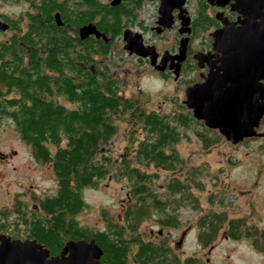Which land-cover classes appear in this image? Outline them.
<instances>
[{"label":"trees","instance_id":"trees-1","mask_svg":"<svg viewBox=\"0 0 264 264\" xmlns=\"http://www.w3.org/2000/svg\"><path fill=\"white\" fill-rule=\"evenodd\" d=\"M110 1L39 0L36 12L27 13L25 31L0 43V122L8 119L14 124L32 156L50 163L56 180L53 194L34 196V209L18 198L11 208L0 209V233L35 238L52 255L59 253L67 240L93 239L102 250L101 264H128L130 256L136 264H197L195 258L180 260L165 239L144 240L139 228L154 212L162 213L157 218L161 225L175 227L179 222L175 208H197L190 192V183L199 186L194 169L185 180L171 178L166 186L168 196L162 200L152 187L155 170L173 171L184 163L174 147L186 136L183 129L191 128L203 149L222 136L194 119L181 102L174 100V107L162 113L146 110L137 99L118 94L117 80L97 68L96 57H107L115 38L138 21V11L146 0H120L114 6ZM55 13L61 25L55 23ZM193 13L190 39L200 37L203 50L211 41L209 37L204 41L205 33L219 22L206 0H194ZM233 15L230 12V17ZM90 22L106 40L92 35L79 38L78 28ZM137 24L142 27L140 20ZM187 53L179 76L189 85L194 80L184 75L197 65L190 45ZM169 74V70L160 73L162 77ZM59 97L74 106L60 103ZM113 117L131 124V145L126 146L113 172L128 182L131 203L121 222L105 217L104 229L97 230L79 225L75 215L85 208L81 190L98 186L112 171L113 162L104 149L117 132ZM224 225L229 237H247L258 250H264V228L247 225L241 218H227L221 212L198 218L199 244L210 245Z\"/></svg>","mask_w":264,"mask_h":264},{"label":"rangeland","instance_id":"rangeland-1","mask_svg":"<svg viewBox=\"0 0 264 264\" xmlns=\"http://www.w3.org/2000/svg\"><path fill=\"white\" fill-rule=\"evenodd\" d=\"M185 8L191 18L194 0H187ZM27 9L23 1L0 0V12L10 16L15 17ZM157 10V0H146L138 11V21L142 22V27L137 21L125 28L139 32L143 45L153 46L160 58L166 52H177L181 36L177 32L179 20L160 32L153 31ZM210 12L214 14V11ZM214 28L205 33L204 41L208 37L211 39ZM8 35L9 32L0 35V41ZM200 41V37L190 39L193 53L202 51ZM124 44L121 33L115 38L107 57H96L97 68L117 80L118 94L137 99L146 110L162 113L174 107V100L183 104L184 89L188 85L182 82L180 76L174 77L172 70H169L170 74L162 77L161 72L150 65L148 57L129 53L124 49ZM205 73L206 67H197L184 77L198 82ZM57 100L67 107L74 106V103L62 97ZM112 121L117 132L104 149L113 162L112 171L100 179L98 186L81 190L85 208L75 215L79 225L97 230L104 229L105 217L121 222L123 211L131 203L128 182L113 175L126 146L131 145V124L121 117H113ZM183 131L186 136L174 147L184 163L173 171L155 170L157 178L153 180L152 187L162 200L168 196L166 186L171 178L185 180L191 169H194V179L199 186L190 183V192L197 208L190 205L175 208L173 212L179 220L175 227L161 225L157 218L162 213L154 212L151 218L141 223L140 236L152 241L165 239L180 260L195 258L197 264H264V250H258L247 237H229L225 233L226 225L222 226L210 245L203 247L197 241V220L206 214L221 212L227 218H241L247 225L264 228V123L257 128V132L263 135L245 138L234 144L221 137L207 149L201 147V142L191 128ZM55 190L56 180L50 163L37 161L32 156L30 146L19 138L14 124L3 119L0 122V209L11 208L15 198L34 209V196L50 195ZM128 264H136L131 256Z\"/></svg>","mask_w":264,"mask_h":264},{"label":"water","instance_id":"water-1","mask_svg":"<svg viewBox=\"0 0 264 264\" xmlns=\"http://www.w3.org/2000/svg\"><path fill=\"white\" fill-rule=\"evenodd\" d=\"M219 7L229 5L237 18L229 21L220 12L215 14L221 26L211 32V51L196 52L193 57L199 68H207L203 80L184 89L183 104L194 119L205 127L216 129L230 143H237L263 133L257 132L264 115V0H208ZM120 0H111V5ZM185 0H159L155 31L169 28L174 22L172 10L179 9L177 52L161 55L153 46H144L139 32L122 31L124 49L136 56L148 57L159 72L165 67L178 77L186 58L190 34V18L183 8ZM61 25L58 13L53 15ZM0 20V30L7 28ZM106 40L103 32L90 22L78 28V36ZM158 60V61H157ZM102 250L93 239L67 240L59 253L52 255L35 238H11L0 233V264H101Z\"/></svg>","mask_w":264,"mask_h":264},{"label":"flooded vegetation","instance_id":"flooded-vegetation-1","mask_svg":"<svg viewBox=\"0 0 264 264\" xmlns=\"http://www.w3.org/2000/svg\"><path fill=\"white\" fill-rule=\"evenodd\" d=\"M12 1H23L27 6H28V9L23 11L22 13H19L18 15H16L15 17L13 16H10L8 14H5V13H2L0 12V20L4 21L5 23H7V28L5 30H0V35H3V34H6L7 32H9V35L4 38V40H1V42L3 41H6L7 38L12 35L13 33H18L17 31H25V25L23 26L24 22L26 21V18H27V13L29 14H32V13H35L36 12V4L39 3L38 1L39 0H12ZM159 1V0H157ZM186 1L185 0V3L183 5V8L186 10L185 6H186ZM207 1V4H208V9H210L211 11H214V14L213 16L215 17V14L220 12L222 16L226 17L229 21H234L236 20L237 18V13L232 11L229 7V5H225L224 7H219L217 5H215L213 2H209L208 0ZM179 9L177 8H173L172 10V15H173V19H174V22L176 20H179L178 19V14H179ZM230 12H233L234 15L233 17H230ZM186 14V16L188 15L187 14V10H186V13L184 12V15ZM190 18V17H189ZM191 19V18H190ZM216 19V17H215ZM17 20H19V22H17ZM218 22H219V26H221V22L216 19ZM190 24V22H189ZM217 28V27H215ZM214 28V29H215ZM153 31H155V28H153ZM156 32V31H155ZM178 32V31H177ZM191 32V31H190ZM181 36V35H180ZM211 37V36H210ZM188 45H190V34H189V41H188V44H187V50H186V58L185 60L187 59L188 57ZM208 51H211V41H210V47L208 48H204L202 51H195L194 53H192L191 57L194 59L193 55L196 53V52H208ZM164 55H168V53L166 52ZM185 60L182 61L181 63V66L183 65V63L185 62ZM195 63H196V60L194 59ZM205 67V66H204ZM168 70L167 67H165L164 71ZM207 70V68H206ZM162 71V72H164ZM202 80H203V76H202ZM194 83V82H193ZM261 124V120H260V123L259 125ZM258 128V127H257ZM256 128V130H257ZM213 130H216V129H213ZM217 131V130H216ZM218 132V131H217ZM219 133V132H218ZM255 137V136H254ZM244 140V139H243Z\"/></svg>","mask_w":264,"mask_h":264}]
</instances>
